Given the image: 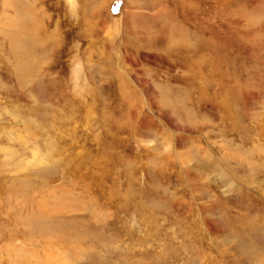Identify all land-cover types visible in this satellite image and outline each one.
<instances>
[{
  "label": "rangeland",
  "instance_id": "374dc122",
  "mask_svg": "<svg viewBox=\"0 0 264 264\" xmlns=\"http://www.w3.org/2000/svg\"><path fill=\"white\" fill-rule=\"evenodd\" d=\"M0 264H264V0H0Z\"/></svg>",
  "mask_w": 264,
  "mask_h": 264
},
{
  "label": "bare ground",
  "instance_id": "6f19581e",
  "mask_svg": "<svg viewBox=\"0 0 264 264\" xmlns=\"http://www.w3.org/2000/svg\"><path fill=\"white\" fill-rule=\"evenodd\" d=\"M26 17H27V16H26ZM27 18H28V17H27ZM30 20H31V19H30ZM15 21H17V20H14V22H12V23H14V24H12V26L14 25V27L17 25ZM30 23H31V22H30ZM20 26H21V27H19V30H20V31H23V30L29 28V25H28V23H27L26 20H22L21 23H20ZM10 27H11V26H10ZM14 27H13V28H14ZM25 32H26V30H25ZM185 39H186V38H185Z\"/></svg>",
  "mask_w": 264,
  "mask_h": 264
}]
</instances>
